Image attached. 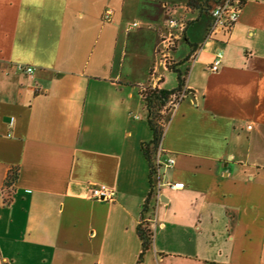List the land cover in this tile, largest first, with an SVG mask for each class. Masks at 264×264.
<instances>
[{
    "label": "crops",
    "instance_id": "0c3cea01",
    "mask_svg": "<svg viewBox=\"0 0 264 264\" xmlns=\"http://www.w3.org/2000/svg\"><path fill=\"white\" fill-rule=\"evenodd\" d=\"M190 1L0 0V264H264V0L211 39L214 0ZM169 14L189 21L165 53L188 93L149 197L141 90L178 87L159 53ZM102 186L114 201L92 198Z\"/></svg>",
    "mask_w": 264,
    "mask_h": 264
},
{
    "label": "trees",
    "instance_id": "16d2710c",
    "mask_svg": "<svg viewBox=\"0 0 264 264\" xmlns=\"http://www.w3.org/2000/svg\"><path fill=\"white\" fill-rule=\"evenodd\" d=\"M191 4V3H190ZM193 9L197 6L192 5ZM201 9V8H200ZM184 38V35H183ZM179 64H175L170 59L167 61V68L169 71L177 74L178 87L174 90H166L157 86H147L142 88L141 96L144 102V109L146 111V120L148 126L152 132V139L149 142L141 144V150L145 159L149 164V179L151 190L149 197L155 195V178L156 182H159V168L156 163V156L159 150H162V142L165 134V127L168 121V115L175 109L174 103L179 105L184 97V94L188 93L186 87V77L188 70H180ZM174 99V103L171 101ZM168 113V115H165ZM18 170L13 169L9 172L5 181V189L9 195H13L15 190V184L18 180ZM138 235L142 242V254L139 261L142 260L143 254L150 248L153 241V233L147 225H141L138 228Z\"/></svg>",
    "mask_w": 264,
    "mask_h": 264
},
{
    "label": "built area",
    "instance_id": "2783aa9c",
    "mask_svg": "<svg viewBox=\"0 0 264 264\" xmlns=\"http://www.w3.org/2000/svg\"><path fill=\"white\" fill-rule=\"evenodd\" d=\"M208 0H191L189 6L187 8L192 9V5H203ZM193 3V4H192ZM244 5V0H214V5L210 9V15L212 18V22L208 26V34L207 38L211 39L213 36L219 32H224L225 34H229L231 30L236 25L239 16L242 12ZM111 16V11L108 10L104 14V20L109 21ZM189 21L185 20L184 18H177L172 14H169V18L167 20L165 26V35L163 36V42L165 44V48L160 50L159 53L163 54V57L166 61L169 60V56L165 55V53L173 51L176 46L177 42L183 37L185 30L188 26ZM138 24H132V27H136ZM222 53H218L213 61V63L209 67L210 72H217L222 63ZM14 68L18 72L25 73L26 75H32L35 71V68L28 65L23 64H15ZM187 94H184V97ZM174 99L171 101V104L174 103ZM175 109L178 106L174 103ZM174 109V110H175ZM161 153L162 150H159L156 156V163L160 166L159 168V177L161 178V168H170L173 167L175 164V160L173 158H169L165 162L161 161ZM161 180V179H160ZM160 180L158 182V186L156 190L160 187ZM170 187L182 189L184 188L183 183H168ZM92 198L101 201V202H112L115 200L116 191L113 188L109 187H96L91 190ZM11 195L7 193V199L9 200Z\"/></svg>",
    "mask_w": 264,
    "mask_h": 264
},
{
    "label": "rangeland",
    "instance_id": "374dc122",
    "mask_svg": "<svg viewBox=\"0 0 264 264\" xmlns=\"http://www.w3.org/2000/svg\"><path fill=\"white\" fill-rule=\"evenodd\" d=\"M193 5H195V4H193ZM165 115H168V113H166ZM157 186H158V182H156V178H155V187H157Z\"/></svg>",
    "mask_w": 264,
    "mask_h": 264
}]
</instances>
